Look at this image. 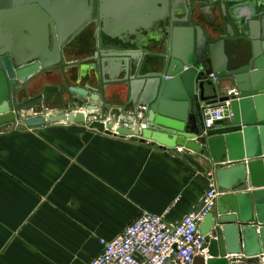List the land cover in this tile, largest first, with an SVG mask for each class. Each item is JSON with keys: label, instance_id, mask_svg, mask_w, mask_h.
<instances>
[{"label": "water", "instance_id": "95a60500", "mask_svg": "<svg viewBox=\"0 0 264 264\" xmlns=\"http://www.w3.org/2000/svg\"><path fill=\"white\" fill-rule=\"evenodd\" d=\"M144 2L157 15L129 24L104 21L105 0H0V126L82 124L210 159L221 194L193 264H255L264 258V8L258 18L231 0ZM133 25H157V39L134 46L109 35ZM223 83L237 93L233 118L205 131L204 108L230 99L217 97ZM50 85L61 90L58 109L45 95L25 105ZM46 110L56 111L38 116Z\"/></svg>", "mask_w": 264, "mask_h": 264}, {"label": "crops", "instance_id": "0c3cea01", "mask_svg": "<svg viewBox=\"0 0 264 264\" xmlns=\"http://www.w3.org/2000/svg\"><path fill=\"white\" fill-rule=\"evenodd\" d=\"M231 1L244 17L255 12L259 18L264 8V0ZM151 14L157 11L144 0L103 3L106 22L123 16L130 24ZM142 26L126 28V33L109 29L115 31L109 35L134 46L152 45L159 27ZM232 89L223 83L217 97ZM58 91L44 86L25 105H39L45 95L50 108L58 109ZM9 127H0V264H89L100 254L101 240L119 236L143 213L161 216L166 226L175 227L200 207L205 175L216 168L210 159L183 148L169 151L82 124ZM255 264H264V258Z\"/></svg>", "mask_w": 264, "mask_h": 264}, {"label": "built area", "instance_id": "2783aa9c", "mask_svg": "<svg viewBox=\"0 0 264 264\" xmlns=\"http://www.w3.org/2000/svg\"><path fill=\"white\" fill-rule=\"evenodd\" d=\"M236 95L235 90H230L225 96L229 100L204 108L205 131L213 129L217 122L232 120L231 97ZM214 172L205 175L207 182L200 207L175 227L166 226L161 216L143 213L119 236L110 241L101 240V252L89 264H193L196 257L204 256L206 237L200 233L199 226L221 194Z\"/></svg>", "mask_w": 264, "mask_h": 264}, {"label": "rangeland", "instance_id": "374dc122", "mask_svg": "<svg viewBox=\"0 0 264 264\" xmlns=\"http://www.w3.org/2000/svg\"><path fill=\"white\" fill-rule=\"evenodd\" d=\"M228 93V92H227ZM6 126V125H10V131L11 130H13V129H20V127H24L22 124H21V119L20 120H18V121H12V122H9V123H6V124H3V125H1V126ZM13 125V126H12ZM0 126V127H1ZM206 178V177H205ZM206 182H207V178H206Z\"/></svg>", "mask_w": 264, "mask_h": 264}, {"label": "bare ground", "instance_id": "6f19581e", "mask_svg": "<svg viewBox=\"0 0 264 264\" xmlns=\"http://www.w3.org/2000/svg\"><path fill=\"white\" fill-rule=\"evenodd\" d=\"M245 16V15H244ZM51 113H53V112H51ZM51 113H44V117L45 116H48L49 114H51ZM61 123V122H60Z\"/></svg>", "mask_w": 264, "mask_h": 264}]
</instances>
